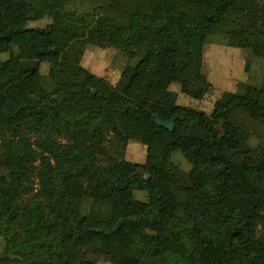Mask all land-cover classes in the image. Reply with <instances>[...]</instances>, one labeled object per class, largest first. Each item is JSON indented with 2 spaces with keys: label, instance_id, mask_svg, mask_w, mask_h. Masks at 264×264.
Returning a JSON list of instances; mask_svg holds the SVG:
<instances>
[{
  "label": "trees",
  "instance_id": "1",
  "mask_svg": "<svg viewBox=\"0 0 264 264\" xmlns=\"http://www.w3.org/2000/svg\"><path fill=\"white\" fill-rule=\"evenodd\" d=\"M74 1L0 0V264H264V139L231 119L264 122V81L223 92L210 113L170 90H210L215 33L264 57V0H92L81 14ZM87 44L136 63L100 91L80 62ZM129 140L144 162L125 158Z\"/></svg>",
  "mask_w": 264,
  "mask_h": 264
},
{
  "label": "rangeland",
  "instance_id": "2",
  "mask_svg": "<svg viewBox=\"0 0 264 264\" xmlns=\"http://www.w3.org/2000/svg\"><path fill=\"white\" fill-rule=\"evenodd\" d=\"M96 5L97 3L92 0H77L69 4V9L81 14L91 12ZM50 23L51 19L45 17L40 20L29 21L27 26L29 28L46 27ZM8 55V52L0 53V63ZM80 62L82 66L98 77L96 88L101 91L106 85L116 84L123 70L127 66H134L136 60L129 59L121 50L114 47L87 44ZM49 68L50 65L47 62H42L39 68L43 76L44 86L47 88L52 86V82L48 78ZM202 71L212 85L203 97L194 98L183 93L179 83H172L170 90L176 94L178 104L210 113L215 101L223 92H241L242 86L245 84L262 85L264 81V57L254 55L249 48L229 44L222 34L215 33L209 37L204 46ZM231 119L235 123L247 127L254 134L251 140L252 145L258 142V138L264 139V122L252 119L239 109L232 112ZM125 158L132 162H144L146 146L139 141L129 140ZM172 158L183 171L189 170L190 164L179 152L174 153ZM35 181L34 186L37 188V180L35 179ZM134 195L137 199H146V193L143 191L134 190ZM163 243L165 246L173 248L176 246L177 240L174 236L168 235L164 237ZM3 249L4 241L0 239V257ZM92 258L95 264H114L103 254L92 255Z\"/></svg>",
  "mask_w": 264,
  "mask_h": 264
},
{
  "label": "water",
  "instance_id": "3",
  "mask_svg": "<svg viewBox=\"0 0 264 264\" xmlns=\"http://www.w3.org/2000/svg\"><path fill=\"white\" fill-rule=\"evenodd\" d=\"M157 123L161 126L168 128L171 131L174 129V124L171 121L158 120Z\"/></svg>",
  "mask_w": 264,
  "mask_h": 264
}]
</instances>
